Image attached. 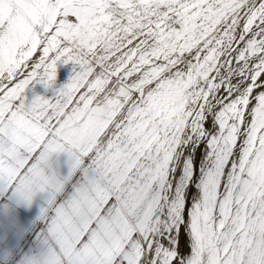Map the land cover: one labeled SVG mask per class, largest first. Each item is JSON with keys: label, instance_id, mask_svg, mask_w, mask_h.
<instances>
[{"label": "snow or ice", "instance_id": "obj_1", "mask_svg": "<svg viewBox=\"0 0 264 264\" xmlns=\"http://www.w3.org/2000/svg\"><path fill=\"white\" fill-rule=\"evenodd\" d=\"M3 29L0 196L46 195L31 264H264V0H0Z\"/></svg>", "mask_w": 264, "mask_h": 264}, {"label": "crops", "instance_id": "obj_2", "mask_svg": "<svg viewBox=\"0 0 264 264\" xmlns=\"http://www.w3.org/2000/svg\"><path fill=\"white\" fill-rule=\"evenodd\" d=\"M53 168L60 176L69 172V158L60 154L53 158ZM46 195L41 193L31 205L0 196V264H31L41 255L43 246L38 243L41 208Z\"/></svg>", "mask_w": 264, "mask_h": 264}, {"label": "rangeland", "instance_id": "obj_3", "mask_svg": "<svg viewBox=\"0 0 264 264\" xmlns=\"http://www.w3.org/2000/svg\"><path fill=\"white\" fill-rule=\"evenodd\" d=\"M41 55H42V49L38 48L37 51L33 54V56L30 58V60L28 62L29 65H31V63L33 61H37ZM28 70H31L30 67ZM97 71H99V69H97ZM72 75H73V65H71V64H68V65L60 64V65H58L57 79H56L54 86L51 89H46L42 84H34V85L30 86L26 90V93H25L28 102H31V100L34 99L36 96H43L44 98L50 99V100L54 99L56 96V93L61 88H63V86H65L66 84L69 83ZM11 86L12 85H9V87H11ZM81 91H84V90L82 89ZM2 95H3V93H0V96H2ZM112 131H113V129L110 126V128L108 130V136L111 135ZM108 136L102 137V139L105 141V143L108 139ZM202 153H203V147L201 148V150L199 152H197L195 154V159L197 161V164L201 158ZM180 243L183 246V250L185 252H188L189 249L187 246L186 238H184V236H183V232H182Z\"/></svg>", "mask_w": 264, "mask_h": 264}, {"label": "clouds", "instance_id": "obj_4", "mask_svg": "<svg viewBox=\"0 0 264 264\" xmlns=\"http://www.w3.org/2000/svg\"><path fill=\"white\" fill-rule=\"evenodd\" d=\"M6 29L0 30V39L4 38V33H6Z\"/></svg>", "mask_w": 264, "mask_h": 264}]
</instances>
